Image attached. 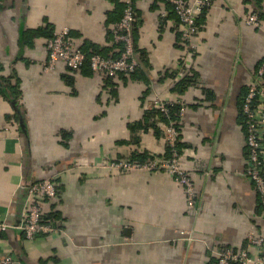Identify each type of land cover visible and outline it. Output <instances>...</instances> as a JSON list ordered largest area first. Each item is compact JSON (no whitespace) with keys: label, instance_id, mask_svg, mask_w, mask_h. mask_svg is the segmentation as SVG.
<instances>
[{"label":"crops","instance_id":"obj_1","mask_svg":"<svg viewBox=\"0 0 264 264\" xmlns=\"http://www.w3.org/2000/svg\"><path fill=\"white\" fill-rule=\"evenodd\" d=\"M123 1L0 0V222H19L23 183L58 174L57 196L44 203L43 215L59 229L34 240L17 230L2 233L0 258L12 256L14 264H216L220 251L245 248L250 230L264 236L259 196L246 173L241 109L264 63V0H213L198 16L194 50L182 43L165 3L132 0L136 79L117 74L105 81L62 62L43 72L46 39L24 32L65 26L81 49L115 55L111 14ZM254 11L259 27L245 23ZM187 74L194 82L174 94ZM10 86L18 97L8 98ZM156 96L178 98L185 109L177 140L195 208L187 207L182 186L166 171L106 175L96 167L164 152L161 129L162 136L130 130Z\"/></svg>","mask_w":264,"mask_h":264},{"label":"built area","instance_id":"obj_2","mask_svg":"<svg viewBox=\"0 0 264 264\" xmlns=\"http://www.w3.org/2000/svg\"><path fill=\"white\" fill-rule=\"evenodd\" d=\"M169 4L177 17L181 38L189 50H194L193 38L198 34L196 20L213 0H163ZM124 9L120 20L113 24L111 33L113 43L118 46V56L102 57L98 54L87 56L85 52L74 44L68 27H61L53 31L51 38L45 42L46 59L42 64L44 73L54 69L58 62L66 68L77 71L88 66L91 72L102 77H114L119 73L130 74L139 67V60L135 52L133 39V25L135 10L132 0H124ZM163 17L166 13H162ZM249 26L259 27L260 18L257 11L245 18ZM179 72L184 73V66ZM180 80V79H179ZM180 105L179 116L184 114V107L180 99L165 102L159 96L153 98L149 108L164 114L168 112V105ZM242 113L245 117V140L248 148V169L246 171L258 196L261 208V218L264 221V63L256 71L252 82L243 98ZM165 139V149L162 153L151 154L144 162H134L129 158L109 159L96 167L106 175L115 172L158 170L166 171L174 181L182 186L186 205L195 208L196 191L188 171L181 166L180 152L177 147V124L161 123ZM58 174L41 177L35 176L29 183L22 184L26 189V200L19 222L15 225L0 222V234L11 230L22 232L27 240H34L40 235H51L59 229L53 222L44 221V203L57 196ZM255 249L257 252L252 253ZM12 256L0 258V264H14ZM216 264H264V236L256 230H250L246 235V246L241 250L226 248L216 255Z\"/></svg>","mask_w":264,"mask_h":264},{"label":"trees","instance_id":"obj_3","mask_svg":"<svg viewBox=\"0 0 264 264\" xmlns=\"http://www.w3.org/2000/svg\"><path fill=\"white\" fill-rule=\"evenodd\" d=\"M161 1L163 3H165L163 0H161ZM115 4L117 5V7L115 8V10L111 14L112 15L111 21L113 22V24L120 20V18L122 17L123 9H124L123 4L122 5L118 4V3H115ZM165 4L169 8V13L171 15L168 17V19L170 17H171L170 19H173V21L177 25V28L179 30V34L181 36L179 21H178L177 17L175 16V14L173 13L171 6L167 3H165ZM205 10L206 9H204L202 12H204ZM259 18H260V14H259ZM197 20H198V18H197ZM197 20H196V22H197ZM164 22H166V21H164ZM197 26H198V24H197ZM135 29H136V22H134V25H133V36H135ZM24 33H23V35H26V36L28 35L30 38H34V39L35 38H38V39L42 38V39L48 40L49 38H51L53 31L37 29L35 31H29V32H26L25 34ZM24 38H25V36H24ZM181 40H182V38H181ZM182 43L184 44L183 40H182ZM114 46L116 47L115 49L117 50L115 52V55L114 54L109 55L105 51H101L98 48H90V47H92L90 45H88V48H90V49H87L85 47L82 50L85 52V54L87 56L98 54L102 57H113V58H115L118 56V48L119 47L116 45H114ZM134 48H135L137 58L139 60L140 51L136 48V46ZM84 67L88 68L87 65H85ZM137 72H139V67L133 73L126 74V75H129L131 79L132 78L136 79ZM123 74L124 73H119V75H121V76ZM104 78H105V81H111L112 80L111 77H104ZM4 81H5L4 79L3 80L0 79V85L2 83V86H4L3 85V84H5ZM193 82H194V80H193L192 76H189V74L185 75L181 80H179L174 85L173 93L178 94V95L182 94L184 91H186V89L190 85H192ZM9 89H10V96L8 97L9 99H12V98L19 96V92H18V90H16V86H10ZM179 109H180V106L176 105V104L168 105V112L166 114H164V113H162L156 109H152V108L146 109V111L144 112V116H143V118H144L143 122L134 123L133 125H131L130 130L133 134L138 132V131H142V132L146 131L147 132L149 130H153L154 132H158L159 134H161L160 128L158 126H156V124L152 121V119L157 117V119H159L162 123L168 124L169 122L174 121L177 124L178 119H179ZM177 127H178V125H177ZM161 136H162V134H161ZM177 147L180 148V145L178 143H177ZM148 158H149V156H146L143 158H137V157L132 156V158H129V159L134 161V162H144ZM43 220L46 222H53L52 218H49V217H44Z\"/></svg>","mask_w":264,"mask_h":264}]
</instances>
